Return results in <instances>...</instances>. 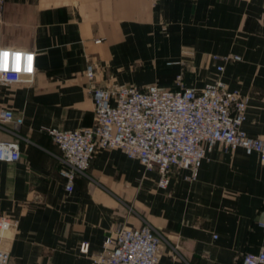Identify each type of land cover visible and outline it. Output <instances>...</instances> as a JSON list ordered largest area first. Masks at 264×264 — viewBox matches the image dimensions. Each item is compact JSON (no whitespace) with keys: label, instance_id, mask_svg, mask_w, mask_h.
<instances>
[{"label":"crops","instance_id":"crops-1","mask_svg":"<svg viewBox=\"0 0 264 264\" xmlns=\"http://www.w3.org/2000/svg\"><path fill=\"white\" fill-rule=\"evenodd\" d=\"M3 43L36 51L31 82L0 84V108L14 121L0 138H18L20 157L0 161V213L17 220L4 244L9 264H91L105 236L121 224H151L158 264H240L264 246V166L241 146L206 151L193 180L174 168L166 187L121 148H98L72 191L58 175L60 151L44 127L94 122L86 65L108 86L151 82L174 87L170 60L191 50L184 84L218 72L212 54L237 53L220 73L248 95L242 126L264 137V0H4ZM89 242V253L79 250Z\"/></svg>","mask_w":264,"mask_h":264},{"label":"built area","instance_id":"built-area-1","mask_svg":"<svg viewBox=\"0 0 264 264\" xmlns=\"http://www.w3.org/2000/svg\"><path fill=\"white\" fill-rule=\"evenodd\" d=\"M3 11L4 0H0V24ZM4 52L9 55L6 63L0 55V84L31 82L36 71V51L3 43L0 36V54ZM184 54L168 61L181 65L174 87L156 82L143 86L97 85L95 65L87 63L94 122L76 128H43L60 151L58 175L64 180L65 190L72 191L76 175L88 169L98 148H121L126 155L138 158L146 169L156 168L160 187L168 185L174 168H186L184 178L195 179L206 151L215 143L224 150L241 146L246 153L254 152L264 166V137L250 135L242 126L248 95L229 88L220 76L226 62L241 56L212 54L218 75L196 87L184 84V66L192 51L185 49ZM10 121H14L13 110L1 107L0 126ZM19 157L18 138H0V161ZM16 224V219L0 213V264H9L10 252L4 240ZM259 225L264 227V221ZM160 241L159 233L147 222L139 226L121 224L105 236L99 250L89 253L86 240L80 243L79 250L89 253L91 264H158ZM240 264H264V246L243 253Z\"/></svg>","mask_w":264,"mask_h":264},{"label":"snow or ice","instance_id":"snow-or-ice-1","mask_svg":"<svg viewBox=\"0 0 264 264\" xmlns=\"http://www.w3.org/2000/svg\"><path fill=\"white\" fill-rule=\"evenodd\" d=\"M0 55H3V57L5 58V63H6L7 57H8L9 54L7 52H4V53H2ZM28 59H29V61H31V57H29ZM17 60L19 61V55H17ZM18 70H19V67H17V71ZM28 71H31V65L30 64H29V67H28Z\"/></svg>","mask_w":264,"mask_h":264}]
</instances>
